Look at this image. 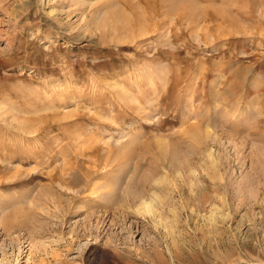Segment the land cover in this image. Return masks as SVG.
Returning a JSON list of instances; mask_svg holds the SVG:
<instances>
[{"label":"rangeland","instance_id":"obj_1","mask_svg":"<svg viewBox=\"0 0 264 264\" xmlns=\"http://www.w3.org/2000/svg\"><path fill=\"white\" fill-rule=\"evenodd\" d=\"M0 264H264V0H0Z\"/></svg>","mask_w":264,"mask_h":264},{"label":"bare ground","instance_id":"obj_2","mask_svg":"<svg viewBox=\"0 0 264 264\" xmlns=\"http://www.w3.org/2000/svg\"><path fill=\"white\" fill-rule=\"evenodd\" d=\"M145 204V203H144ZM146 205V207L148 208V210L150 211V212H152V213H154V211L152 210V208H151V205H150V203H146L145 204ZM145 207V208H146ZM147 210V209H146ZM154 215V214H153ZM157 216V215H156ZM155 215H154V218L156 217ZM157 219V218H156ZM157 223H158V221H157Z\"/></svg>","mask_w":264,"mask_h":264}]
</instances>
